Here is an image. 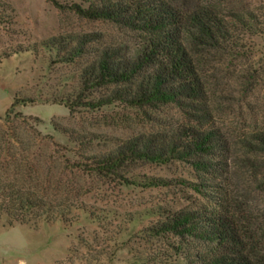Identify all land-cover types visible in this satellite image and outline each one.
Instances as JSON below:
<instances>
[{
    "label": "rangeland",
    "instance_id": "obj_1",
    "mask_svg": "<svg viewBox=\"0 0 264 264\" xmlns=\"http://www.w3.org/2000/svg\"><path fill=\"white\" fill-rule=\"evenodd\" d=\"M176 1L187 7L212 3L239 6L241 1L250 8L264 4V0ZM70 33L94 34L106 47H119L125 55L128 51L134 54L136 48L135 35L129 31L62 13L46 0H0V114L10 107L16 93L18 101L8 118L0 119V165L8 164V180L16 178L21 184L26 178L23 170L34 165L42 181L65 183L63 167L83 157H101L121 141L169 123H186L188 116L174 104L142 121L116 103L95 110L85 105L104 95L80 86L79 72L87 59L71 65L61 54L44 47L51 39ZM254 45L255 52L242 57L218 53H194L192 57L202 84L200 103L208 113V129L217 130L229 147L228 172L222 185L231 214L243 230L257 235L256 245L263 251L264 156L248 154L241 141L264 127V43L256 41ZM78 97L81 103L71 104L68 110L63 101ZM16 166L21 171L13 175ZM187 167L179 162L160 167L142 164L132 173L190 181ZM0 181L5 182L6 177L0 175ZM87 181L93 192L85 203L95 216L78 215L71 225L40 223L35 229L15 224L12 231L4 233L7 242L20 245L15 252L22 263L168 264L166 256H173V251L167 242L146 237L142 231L153 219L148 209L187 206L177 188L142 190L111 179ZM1 227H8L3 213ZM4 253L11 255L9 248ZM171 262L181 263L174 258Z\"/></svg>",
    "mask_w": 264,
    "mask_h": 264
},
{
    "label": "trees",
    "instance_id": "obj_2",
    "mask_svg": "<svg viewBox=\"0 0 264 264\" xmlns=\"http://www.w3.org/2000/svg\"><path fill=\"white\" fill-rule=\"evenodd\" d=\"M46 2L62 13L127 30L137 40L134 54L128 51L129 55L119 47H106L94 34L70 33L45 43L49 52L61 54L71 65L87 59L79 72L80 86L104 95L85 105L95 110L116 103L142 121L174 104L188 117L186 123L166 124L119 142L101 157H83L63 167L65 183L42 181L37 178L39 169L32 165L23 170L26 178L19 184L16 178L8 180V164L0 165V175L6 177L0 181V214H6L7 228L16 224L35 229L40 223L54 222L71 225L78 215L95 216L85 203L93 192L89 179H111L142 190L173 187L187 206L148 209L153 219L142 231L146 237L167 242L173 251V256H166L168 264L173 258L180 264H264L257 235L243 230L231 214L222 185L229 147L217 130L208 129V113L200 103L202 84L192 57L194 53L242 57L255 52L254 43H264V4L250 8L242 1L239 6L221 7L213 3L187 7L176 0ZM16 96L0 119L8 118L18 102ZM79 98L63 103L70 110L71 104L81 103ZM241 141L248 154L264 156V127ZM175 162L188 165L190 181L132 173L142 164L160 167ZM17 171L21 170L16 166L11 173ZM33 212L37 215L28 218Z\"/></svg>",
    "mask_w": 264,
    "mask_h": 264
},
{
    "label": "crops",
    "instance_id": "obj_3",
    "mask_svg": "<svg viewBox=\"0 0 264 264\" xmlns=\"http://www.w3.org/2000/svg\"><path fill=\"white\" fill-rule=\"evenodd\" d=\"M2 115V114H0ZM15 227L11 228H0V236H2L0 239V264H23L22 259L20 257H17V253L15 250H17V247L20 245H17L13 242H7L4 238V233L12 231ZM2 234V235H1ZM9 248V251L11 255L7 256L4 252Z\"/></svg>",
    "mask_w": 264,
    "mask_h": 264
}]
</instances>
